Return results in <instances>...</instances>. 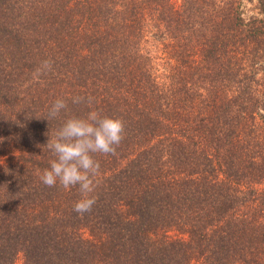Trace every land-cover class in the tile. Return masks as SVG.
Listing matches in <instances>:
<instances>
[{"label":"trees","instance_id":"obj_1","mask_svg":"<svg viewBox=\"0 0 264 264\" xmlns=\"http://www.w3.org/2000/svg\"><path fill=\"white\" fill-rule=\"evenodd\" d=\"M57 98L68 107L49 121ZM93 109L122 118L125 135L116 155L97 154L81 215L79 186L40 174L50 135ZM19 255L264 264V0H0V264Z\"/></svg>","mask_w":264,"mask_h":264},{"label":"clouds","instance_id":"obj_2","mask_svg":"<svg viewBox=\"0 0 264 264\" xmlns=\"http://www.w3.org/2000/svg\"><path fill=\"white\" fill-rule=\"evenodd\" d=\"M52 64L46 60L39 71L51 70ZM72 103H81L84 97H72ZM91 105V98L87 100ZM68 107L65 98H57L51 105L49 121L58 117ZM125 135V122L120 117L105 116L93 109L85 116H72L53 134L47 148L55 159L50 167L40 174L41 182L54 187L59 184L64 189L79 186L82 198L74 205V211L85 214L96 202L94 193L100 177V162L97 154L116 155L117 147Z\"/></svg>","mask_w":264,"mask_h":264},{"label":"rangeland","instance_id":"obj_3","mask_svg":"<svg viewBox=\"0 0 264 264\" xmlns=\"http://www.w3.org/2000/svg\"><path fill=\"white\" fill-rule=\"evenodd\" d=\"M255 3L252 1H247L244 4L243 10L251 12L255 9ZM148 38L145 41V47L150 52L158 77L163 78L168 67V60L166 54L163 50V44L160 40H156L150 33L147 36ZM14 264H22L21 256L19 255Z\"/></svg>","mask_w":264,"mask_h":264}]
</instances>
